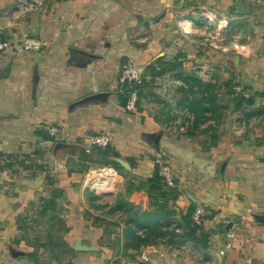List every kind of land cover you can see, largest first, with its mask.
Returning a JSON list of instances; mask_svg holds the SVG:
<instances>
[{
  "label": "crops",
  "instance_id": "obj_1",
  "mask_svg": "<svg viewBox=\"0 0 264 264\" xmlns=\"http://www.w3.org/2000/svg\"><path fill=\"white\" fill-rule=\"evenodd\" d=\"M19 3L0 0V39L15 44L0 52V152L40 151L37 162L46 169L0 160V264H264V0H45L26 13ZM34 34L45 49L19 51L20 39ZM160 57L182 70L159 76L130 109L123 67L135 64L150 80L148 68ZM231 80L254 104L229 106ZM208 84L221 108L197 117L184 101L207 95ZM151 93L163 100L158 109L148 106ZM180 107L195 120L181 114L177 130H167ZM52 126L59 130L55 140L43 138L39 132ZM99 133L111 135L131 166L112 180L91 173L102 166L100 149L84 151ZM159 162L169 165L180 191L175 219L193 207L201 211L207 249L187 238L174 244L158 238L135 249L129 245L135 224L97 203L123 200L143 213ZM48 177L63 191L57 198L63 236L75 250L66 263L43 249L39 261L31 258L35 248L19 228L20 215L39 209L31 203L51 196ZM82 245L88 248L77 249ZM11 247L26 254L15 256Z\"/></svg>",
  "mask_w": 264,
  "mask_h": 264
},
{
  "label": "trees",
  "instance_id": "obj_2",
  "mask_svg": "<svg viewBox=\"0 0 264 264\" xmlns=\"http://www.w3.org/2000/svg\"><path fill=\"white\" fill-rule=\"evenodd\" d=\"M180 66L181 65L177 64L176 61L169 62L164 57H160L148 68V71H150L152 75L150 80L147 79V73L142 74L140 83L137 85L134 83H127L123 86V91L125 94L130 95L131 91L137 87L142 93L151 88V83L154 82L155 77L163 76L175 70L181 71L182 67ZM193 81V84L190 86L195 85L198 80L194 79ZM235 86L236 81L233 82L231 80L226 83L227 93L232 96L229 103L230 107H233L235 110H243L254 104V99L247 98L245 93H237L234 90ZM215 89V87L208 84L205 86L204 90V92H207V95L204 93L199 100L193 102L184 101V104L189 105V108L197 117H200L205 110H211L214 114L221 108L216 103L217 96H215ZM261 95H264V93ZM39 133L47 140H55V137L51 136L47 131H40ZM99 152L101 155L99 158L100 164L112 165L119 171H124L119 163L112 160V157H119L120 154L115 151L111 145L106 149H100ZM39 154H41L40 151H36L34 154L24 153L21 156L18 154H5L0 152V160L2 158L15 159L19 160L18 163H22L24 166H31L36 170H45V165L37 162V156ZM26 160L29 161V165L25 164ZM47 181L52 188L56 186V182L51 177H48ZM147 185L150 199L149 209L143 211V213L138 210L132 212L133 208L130 203L120 200L109 211V214L113 216L115 210L120 208L125 209L127 216L119 220L124 221L127 226L135 224L138 228L131 234L129 245L135 249H140L141 247L153 244L158 238L164 239L168 244H174L175 242L179 243L187 238L194 247L207 249L209 247V236L207 233L201 231L202 225L197 224L192 217L196 210L195 207L191 208L186 214L182 213L179 216L181 222L175 219L178 213L174 208V204L180 195V191L175 185L172 187L167 185L164 178L160 175L159 164H157L153 176L148 179ZM132 189V186H129L128 193H130ZM62 195L63 191L55 187L52 189L51 196L45 198L40 197L38 204L35 202L31 203V210H34L35 207L39 208L37 211H34L32 216L28 213L19 216V228L22 231V238L27 240V243L35 248V251L30 253V257L34 258L36 261L40 260L39 252L41 249L49 251V258L59 263H66L75 252L68 242L64 240L63 236V233L67 231V227L64 220L60 217L57 203V198ZM124 206L126 208H124ZM108 224L111 225L112 223ZM45 228L46 235L43 240L42 232L45 231ZM139 230L141 231L139 232ZM37 231L38 234L33 235V233Z\"/></svg>",
  "mask_w": 264,
  "mask_h": 264
},
{
  "label": "built area",
  "instance_id": "obj_3",
  "mask_svg": "<svg viewBox=\"0 0 264 264\" xmlns=\"http://www.w3.org/2000/svg\"><path fill=\"white\" fill-rule=\"evenodd\" d=\"M45 0H20L19 6L20 11L22 13H26L28 11H33L35 9H39L43 4ZM235 3H240L243 0H233ZM14 42L10 38L0 39V52H5L12 47H14ZM47 46V43L44 39L40 37H32L31 35H26L22 39H20V42L18 45H16L17 49L21 52H36L39 53L45 49ZM225 50H229L228 47H225ZM123 73L120 78V84L123 87L125 84L134 83L137 85L142 80V74L140 72V69L135 64H129L128 66L123 67ZM162 80L161 77L157 76L155 77L156 83H160ZM177 84H180L181 81L177 80ZM234 90L237 93H245L244 88L241 85H236L234 87ZM163 92H169V87L165 86L163 89ZM140 97V90L139 88H134L130 93V101H129V108L134 110L137 107V103L139 101ZM149 102L148 106L152 109H158L162 104L163 100L159 99L157 96V93H151L148 96ZM175 113H177V118L172 120L171 123L169 122L166 127L169 131H176L177 127L181 123V114H186L189 117L190 122H193L195 120V117L192 113H190L189 109L186 107H180L174 110ZM251 125L256 124V120L252 119L250 122ZM58 128L55 126H52L49 128V132L51 135L56 136L58 134L57 130ZM112 143V138L109 133H99L95 134L90 137L89 144L85 147V151L87 153L93 152L95 148L99 149H106L109 147ZM160 166V175L164 178L165 182L169 186L175 185V177L169 167V165L165 162H159ZM96 177L101 179H109L112 180L116 178L119 175V170L112 165H102L94 168L91 172ZM98 204H102L104 206V210L110 211L112 206L106 203H102L101 199H97ZM127 216V213L124 209H117L113 213V217L121 219L125 218ZM202 216L201 211H196L193 214V220L197 223L202 225Z\"/></svg>",
  "mask_w": 264,
  "mask_h": 264
},
{
  "label": "water",
  "instance_id": "obj_4",
  "mask_svg": "<svg viewBox=\"0 0 264 264\" xmlns=\"http://www.w3.org/2000/svg\"><path fill=\"white\" fill-rule=\"evenodd\" d=\"M32 37H38L37 34H34V35H31ZM142 70V69H141ZM140 70V72H141ZM88 100V99H87ZM86 100V101H87ZM85 100L81 101V103H84ZM57 147H71L70 144H65V143H58ZM114 161H116L117 163L120 164V166H122L123 168L127 169V170H130L131 169V166H130V163L121 158V157H113ZM88 247L85 246V245H82V246H78L77 249H87ZM11 250H12V253L15 255V256H20V255H25L26 253L24 251H20V250H17V249H14L13 247H11Z\"/></svg>",
  "mask_w": 264,
  "mask_h": 264
},
{
  "label": "rangeland",
  "instance_id": "obj_5",
  "mask_svg": "<svg viewBox=\"0 0 264 264\" xmlns=\"http://www.w3.org/2000/svg\"><path fill=\"white\" fill-rule=\"evenodd\" d=\"M39 232H40V230H39ZM36 234H38V231L36 232V233H33V235H36ZM42 236H43V240H44V236H45V231L44 232H42ZM44 251H43V254L42 255H49V251H47L46 252V250L45 249H43Z\"/></svg>",
  "mask_w": 264,
  "mask_h": 264
}]
</instances>
